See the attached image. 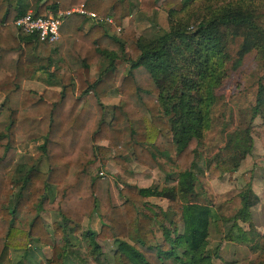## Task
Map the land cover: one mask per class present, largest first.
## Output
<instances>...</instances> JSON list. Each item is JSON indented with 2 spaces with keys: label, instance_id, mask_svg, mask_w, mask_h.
Returning a JSON list of instances; mask_svg holds the SVG:
<instances>
[{
  "label": "trees",
  "instance_id": "16d2710c",
  "mask_svg": "<svg viewBox=\"0 0 264 264\" xmlns=\"http://www.w3.org/2000/svg\"><path fill=\"white\" fill-rule=\"evenodd\" d=\"M16 1L12 7L0 0V264H20L11 262L9 250H26L32 239L50 247V257L42 264H65L66 248L72 244L67 230L78 232L81 222L93 215L98 230L81 232L90 257L100 254L98 241L112 240L116 246L111 264H213L215 253L207 241L213 210L196 199L194 185L210 91L224 77L228 59L219 33L226 27L245 30L237 54L259 49L264 65V29L250 13L227 3L209 8L193 25L168 21L160 35L146 39L136 35L131 19L122 24L130 14V0H34V15L82 4L111 16L121 27L119 36L100 24L82 30L86 18L71 13L59 25V38L47 43L12 24L29 8L27 0ZM187 1L139 0V11L149 16L159 5L170 17ZM100 60L107 64L91 80L89 69ZM36 73L58 89L38 93L22 88V81ZM112 92L118 100L106 120L101 99ZM256 115L264 118L261 82L251 118ZM253 128L263 130L264 122ZM39 139L46 168L31 166L21 175L14 159L17 145ZM128 154L147 169L158 168L160 158L172 160L175 171L165 173L163 191L123 184L118 189L122 202L112 205L107 181L98 173L108 158L127 169ZM245 155L237 162L218 158L209 164L208 177L233 173ZM248 175L242 173L246 183L239 193L240 207L225 232L227 241L246 246L252 241L249 235L256 233L249 208L257 200L250 199ZM161 196L168 199L166 209L149 200ZM41 211L60 216L50 232ZM156 227L161 236L151 240ZM260 239L261 246H250L259 250L258 256L247 264H264V237Z\"/></svg>",
  "mask_w": 264,
  "mask_h": 264
},
{
  "label": "rangeland",
  "instance_id": "374dc122",
  "mask_svg": "<svg viewBox=\"0 0 264 264\" xmlns=\"http://www.w3.org/2000/svg\"><path fill=\"white\" fill-rule=\"evenodd\" d=\"M227 3L250 13L255 23L264 29V0H189L181 11L173 13L170 17L159 5L152 10L149 16H145L139 11V0H130V14L122 21V24L123 26L126 25L131 19L136 35L151 39L160 35L167 28L168 21L177 20L182 24H187V26L193 25L208 12L209 8L212 9ZM103 27L108 34L119 36V32H116L112 26L104 25ZM245 33V30L239 27H226L221 29L219 33L224 45L223 51L228 59L223 64L224 77L211 88L212 102L208 110V122L201 131V138L196 149L195 173L197 181L194 185L196 199L199 202L208 203L213 210L212 216H214L207 237L208 250L215 253L212 258L213 264H247L249 261L255 260L259 250L255 247L250 249V246H261L260 237H264V234L260 233L249 235L252 237L249 246L237 243L230 244L225 239V232L232 223L230 217L240 207L239 193L246 183L244 178H240V173H245V171H249L248 178L253 194L250 199L257 198V204L252 207L250 222L253 229H255L254 225H258V229L264 231V211H261L264 210V129L253 128L264 122V118L260 115L251 118L257 83L261 82L264 85V65L259 49L257 51L252 48L240 56L237 54ZM106 64V60H100L99 63L91 66L89 69L90 79H95ZM36 76V82L22 83V88L31 89L38 93H41L45 87L54 88L52 85L44 83V74L39 73ZM33 77L30 80H33ZM40 80L44 85L39 86L37 82ZM1 99L2 94H0V101ZM117 100L118 94L116 92H112L101 99L106 120L109 119L111 107L116 104ZM41 141L42 139H39L17 145L14 159L21 169V175L31 166L45 170L46 165L38 148ZM101 143L104 144V142ZM242 153L246 155L240 161V163L243 162L239 170L236 169L229 175L223 173L219 178L208 177L210 163L214 164L218 158L224 160L226 157L231 162H237ZM254 159L259 161V169L255 168L258 166V162H253ZM127 160L128 167L125 170L121 169L110 158L100 167L98 175L107 181L109 199L112 205H118L122 202L118 196V189L123 184L129 183L138 187L151 186L157 191H163L165 189L163 186L165 173L175 171L173 161L165 158L159 159V167L156 169H147L139 165L131 154L127 155ZM243 163L245 164L243 165ZM115 168L116 170H113ZM254 169H256L254 175L258 173L261 178V185L257 194L254 193L251 181L254 177L252 176ZM149 200L163 209L168 206V199L164 196L151 197ZM43 212H39L41 221L50 232L51 224L59 222L60 216L54 212L45 211L53 213L55 217L43 222ZM94 217L93 215L92 218ZM236 223L241 229H248L246 223ZM86 228L91 229L88 226ZM86 228H82L80 224L76 233L67 230L66 235L73 245L70 244L66 248L68 256L65 259V264H94L92 262L94 259L98 260L96 264H111L112 252L116 246L115 242L111 240V243L106 242L107 244L100 245V254L97 257H90V252L83 246L81 235V232ZM160 236V228L156 227L150 239H159ZM46 247L48 246L38 244L36 240L32 239L26 250L10 249V260L20 264H42L50 257V247H48L49 253Z\"/></svg>",
  "mask_w": 264,
  "mask_h": 264
},
{
  "label": "built area",
  "instance_id": "2783aa9c",
  "mask_svg": "<svg viewBox=\"0 0 264 264\" xmlns=\"http://www.w3.org/2000/svg\"><path fill=\"white\" fill-rule=\"evenodd\" d=\"M71 13L83 15L90 24L109 25L116 32H120L121 27L116 25L111 16H102L92 11L84 9L82 4L67 8L46 11L42 15H34L31 10H26L24 14L16 17L12 24L24 35H33L39 41L53 43L59 38V25L62 19Z\"/></svg>",
  "mask_w": 264,
  "mask_h": 264
},
{
  "label": "crops",
  "instance_id": "0c3cea01",
  "mask_svg": "<svg viewBox=\"0 0 264 264\" xmlns=\"http://www.w3.org/2000/svg\"><path fill=\"white\" fill-rule=\"evenodd\" d=\"M8 2H9V4L12 6V7H15L16 6V4H17V1L16 0H8ZM27 2H28V6H29V8L27 9V10H31V8H30V6L33 4V2H34V0H27ZM46 11H49L48 9H46L45 10V12ZM85 24V25H84ZM84 24L82 25V30H86V28H87V26L90 24L89 22H87V21H85L84 22ZM87 25V26H86ZM83 27H85V29H83ZM39 73H37L36 75H38ZM34 76L33 77V80H24V81H22V83H26V82H36L35 81V78L37 77V76ZM38 81V80H37ZM38 84H39V86H42V85H44L43 84V82H42V80H40V82H37ZM42 83V84H41ZM54 88H52V87H45V88H51V89H54V90H57L58 89V86L57 85H52ZM44 87V86H43ZM43 90V89H42ZM255 161V159L253 160V162ZM243 162V161H242ZM242 162L239 164V166H238V168H237V170H239V168H241V164H242ZM245 163H243V165H244ZM255 168L256 169H259V166H255ZM256 169H254V171H253V173H252V176H254L253 178H252V186H253V190H254V193H258V190L260 189V181H261V178L259 177V175H258V173H256V175H254V173H255V171H256ZM113 170H116V168L115 169H113ZM243 173V172H242ZM242 173H240V178H242L243 176H242ZM257 191V192H256ZM255 204H257V200L255 201V203L252 205V206H250V208H249V214H250V219L252 218V211H253V206L255 205ZM252 208V209H251ZM261 211H264V210H261ZM42 216H43V218H44V220H43V222L45 221V220H49L50 218L52 219L53 217H55V215L53 214V213H50V212H43V214H42ZM95 217L94 218H90V220H83L82 221V223H81V227L82 228H86V226H88V227H90L91 228V230H93V231H97L98 230V218H97V216L96 215H94ZM50 219V220H51ZM51 222V221H50ZM50 222H49V224H50ZM255 226V229H254V231L256 232V233H260V234H264V231H263V229H262V231H260L259 229H258V225H254ZM243 230H245V229H243ZM247 230V229H246ZM99 242V244L100 245H105V244H107V243H111L112 241L111 240H105V241H98ZM107 242V243H106ZM227 242H229L230 244H235L234 242H231V241H227ZM47 249H48V253H49V248L48 247H46ZM42 249H44V248H42ZM41 249V250H42ZM39 251H40V249H38ZM48 257H49V254L47 255ZM46 256V257H47Z\"/></svg>",
  "mask_w": 264,
  "mask_h": 264
}]
</instances>
